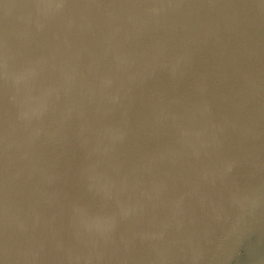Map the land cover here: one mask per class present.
<instances>
[{"label": "water", "instance_id": "1", "mask_svg": "<svg viewBox=\"0 0 264 264\" xmlns=\"http://www.w3.org/2000/svg\"><path fill=\"white\" fill-rule=\"evenodd\" d=\"M0 264H264V0H0Z\"/></svg>", "mask_w": 264, "mask_h": 264}]
</instances>
